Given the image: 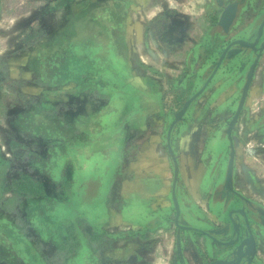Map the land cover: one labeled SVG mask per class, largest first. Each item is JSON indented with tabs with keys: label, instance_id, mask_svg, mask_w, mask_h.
Returning a JSON list of instances; mask_svg holds the SVG:
<instances>
[{
	"label": "rangeland",
	"instance_id": "374dc122",
	"mask_svg": "<svg viewBox=\"0 0 264 264\" xmlns=\"http://www.w3.org/2000/svg\"><path fill=\"white\" fill-rule=\"evenodd\" d=\"M221 12L218 0H0V264H224L238 250L230 219L244 216L254 236L247 261L264 264V44L246 51L234 87L212 95L216 76L169 131L224 49L254 41L264 0H246L228 36ZM171 20L185 26L179 41L164 39ZM146 110L148 136L134 130ZM119 125L134 130L112 154L119 178L128 181L125 165L145 140L157 141L165 177L141 225L92 239L93 255L79 244L90 219L76 211L87 204L75 198L87 184L79 171L89 174L93 143L105 133L112 142ZM173 158L178 225L208 236L175 223Z\"/></svg>",
	"mask_w": 264,
	"mask_h": 264
},
{
	"label": "crops",
	"instance_id": "0c3cea01",
	"mask_svg": "<svg viewBox=\"0 0 264 264\" xmlns=\"http://www.w3.org/2000/svg\"><path fill=\"white\" fill-rule=\"evenodd\" d=\"M173 1L181 2L186 0ZM222 2L223 5L229 3V1L222 0L221 2L218 1V5ZM202 35L203 33L199 36L201 37ZM263 44L264 37L262 41L259 42L260 46ZM262 55L264 57V52ZM145 112V114L138 115V118L140 119H138L139 121L137 120L136 123L134 122V130L141 133L144 132L145 135L148 136L149 133L147 132L148 125L146 123V119L148 117L150 118L152 115L150 111L146 110ZM127 124H129V122ZM118 127L119 128H116L118 130L107 129L109 132L112 130L115 132L113 133L115 137L112 142L106 138L107 133L104 131L105 134H103V138L99 139L98 142L93 143L90 153V156L92 154V158L90 157L88 160L90 161L88 168L89 174L83 173V170L79 171V174H82L80 176L81 183L85 180L87 184H84V186L78 189L75 198L77 202L78 198L84 194L87 198V204L85 206H79L78 204L75 205L77 207L76 211L78 212L79 208L82 207L80 210L82 209L83 212L86 211V215L90 217V221L88 220L86 226H83L82 232L85 237L83 236V239L79 241V244L80 247L88 249V251L93 255L96 254V250L92 247L91 238L101 241V236L104 237L106 235V237H110L113 232L119 229L129 230L141 225L139 214L134 216L132 211L134 210L143 214L146 209H151L154 206V199L158 197V192L161 190V187H158L155 183V178L160 179L165 177V173H162V171H165V165H163L165 159H163V156H155V152L159 151L157 141L145 140L146 144L144 145H142V141H133V146L134 144L135 146L137 144L139 145V143L144 146L141 151L144 152V154L134 160V162H128L125 165V167L128 168L130 175L128 181L124 182L121 178H119L121 177L120 175L123 171H120L121 169L118 165L114 164L115 159L112 158V154L113 152L121 149L119 147L120 144L123 145L126 142V144L130 143L125 140H129V136L132 135L134 130L132 127L127 129V127H123V125H119ZM100 129L104 130L103 126ZM131 148L132 146L126 147L125 153L130 151ZM95 155L103 157V161L101 162L97 158L98 164H94ZM156 167H160L158 169V173L154 171ZM65 208L60 207L61 210L65 209L66 213L70 211V213L74 215V204ZM105 241L106 242L102 244L103 252H105V250H109V247L113 245L110 243V238H106ZM243 242L240 243L239 253L234 256V259L229 260V262H234V264H244L246 261V264L249 263L247 262L248 256H246V251L249 252L251 249L253 251V246L251 247L248 243Z\"/></svg>",
	"mask_w": 264,
	"mask_h": 264
},
{
	"label": "water",
	"instance_id": "95a60500",
	"mask_svg": "<svg viewBox=\"0 0 264 264\" xmlns=\"http://www.w3.org/2000/svg\"><path fill=\"white\" fill-rule=\"evenodd\" d=\"M218 1L221 2L222 0H218ZM245 3H246V0L234 1V2L228 3L225 6L223 5V2L219 3V7L220 6L222 7V12H221L220 17L217 21V25H218V27L221 28L223 36H228V34H230L232 32V28L235 26L237 19L240 16L241 11H242ZM256 37L257 38H255V40L251 43H248V42H245L242 40L237 41V43L239 45H241L242 47L237 46L236 47L237 49H234L233 51H232V47L234 45H238V44H234L233 46H230V47L227 46L226 49H224V52H222L221 59L219 60V63L217 64L215 71L213 72V74L211 75V78L206 83L207 85L206 84L204 85L205 88L203 87L204 88L203 90H205L206 87L208 89V86H210L212 84V82L214 81V78L216 76H218L220 79H219V81L217 79L216 85H214V87H211L210 92L212 95L216 94V92H219L220 90H222L221 88H222V85L224 83H227L230 85L232 82L238 81V79H239L238 77H239L240 73H242L243 68L248 63V59H246L248 52L246 53V51H256V48L258 47L259 42L264 37V21L261 24V26L259 28L258 35ZM220 38H221V36L219 37V39ZM238 48H240V49H238ZM195 82H196L195 76L190 77V79L188 80V86L190 88H192L193 86L196 85ZM232 85L233 84H231V86H230L231 88L234 87V85L233 86ZM249 85H250V80L247 79V82H246V85L244 87V91L242 94V100L241 101H243L245 99ZM207 89H206V91H203L200 94H199V92L194 94L191 98L188 99L186 105L179 112V114L175 117V120L173 121L172 125L170 126L169 131H171L174 123L177 120L181 119L182 116L185 114L189 105L191 104V101L193 99H196V97L198 98V97H200V95L205 94L207 92ZM225 105H226V103H225ZM169 134L167 137L168 149H169L171 155L174 156L173 152L170 148V145H169V142H170ZM173 161H174V165H175V173H174L175 177H174V182L172 185V196H173V199L176 203V222L175 223H176V225H178L179 208H178V204L175 200V195H174V189H175V185H176V179L178 176V171H177V163H176V160L174 158H173ZM229 202H231V200H229L228 203ZM132 214H134V216H137V214H139V219L142 218L144 215L141 212L138 213L137 211H134V210L132 211ZM231 216H232V214L229 217H231ZM243 219L245 221L244 224L241 222H237V221H236V223H234V221L232 219H230V222L232 224V230L235 233L234 236L236 238L235 244H233V245L238 246V250H237L236 254L239 253V247H240L241 242L244 241L243 243H248V245L251 247L254 245L253 244L254 243L253 242L254 236H253V230H252L250 221H249L248 217L246 218V216H244ZM201 223H203V222H201ZM178 227H180L181 229H187L193 233H198V234L208 236V233H206V231H204L203 229L197 228V227L190 228V227H183L180 225H178ZM243 234H245L246 237L242 239L243 241H241V237L243 236ZM244 239H246V240H244ZM91 241H92V238H91ZM228 244L229 243H225V244H221V245H222V247H230ZM241 255H242V253H241ZM222 263L234 264V262H228V261H223ZM247 264H253V262H250Z\"/></svg>",
	"mask_w": 264,
	"mask_h": 264
},
{
	"label": "flooded vegetation",
	"instance_id": "af4514ba",
	"mask_svg": "<svg viewBox=\"0 0 264 264\" xmlns=\"http://www.w3.org/2000/svg\"><path fill=\"white\" fill-rule=\"evenodd\" d=\"M164 15L165 14H163V16ZM169 15H171V14H169ZM172 15L175 16L176 14H172ZM157 16H159V15L157 14L156 17ZM184 29H185V26L182 25V23H180L177 20H171L170 24H168L166 26V28H165L164 39L168 40L169 42H171V41H179V40L182 39L181 37L184 35Z\"/></svg>",
	"mask_w": 264,
	"mask_h": 264
}]
</instances>
